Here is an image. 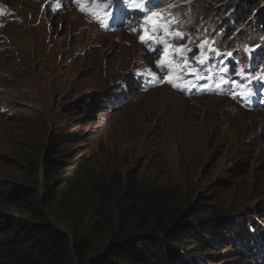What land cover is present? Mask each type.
I'll list each match as a JSON object with an SVG mask.
<instances>
[{"label": "rangeland", "instance_id": "374dc122", "mask_svg": "<svg viewBox=\"0 0 264 264\" xmlns=\"http://www.w3.org/2000/svg\"><path fill=\"white\" fill-rule=\"evenodd\" d=\"M160 6L155 11L174 7L171 30L191 33L194 51L211 44L252 62L261 42L264 60V0H163ZM107 30L80 15L71 0H0V180L27 187L37 181L42 194V176L31 175V167L53 144L52 151L80 158L70 177L92 172L107 188L124 181L174 188L203 210L192 216L196 222L216 218V208L219 227L240 221L264 232V109L183 94L171 84L135 93L138 73H149L148 83L160 72L165 83L172 77L181 84L183 73L192 72L205 93L211 86L200 85L213 72L180 71L181 53L168 37L169 50L158 56L143 49L138 34ZM122 84L121 99L135 93L128 104L107 98ZM104 100L108 107L96 106ZM5 213L0 208V218Z\"/></svg>", "mask_w": 264, "mask_h": 264}, {"label": "trees", "instance_id": "16d2710c", "mask_svg": "<svg viewBox=\"0 0 264 264\" xmlns=\"http://www.w3.org/2000/svg\"><path fill=\"white\" fill-rule=\"evenodd\" d=\"M241 14L248 15L240 7ZM52 146L31 167L42 176V194L37 181L0 180V264H259L263 227H219L216 208V218L196 222L192 216L203 210L189 195L155 183L107 188L92 172L70 177L80 158Z\"/></svg>", "mask_w": 264, "mask_h": 264}, {"label": "clouds", "instance_id": "9594fccd", "mask_svg": "<svg viewBox=\"0 0 264 264\" xmlns=\"http://www.w3.org/2000/svg\"><path fill=\"white\" fill-rule=\"evenodd\" d=\"M74 8L77 12L94 24L96 27H101L107 31L115 30L117 15H121V21L118 24L119 27L117 31L125 30L131 34H138L134 36L144 50L154 53L160 51L158 54L161 55L163 51H168L169 48H164V42L166 37L168 41H173L170 43L176 51L181 53V57L176 61L175 65H179V70H187L189 68L194 69L195 72H213L211 79L203 85H210L211 89H205L206 92H202L196 89V85L199 84L200 80L195 79L192 76L194 73H183L184 78H186L187 83L181 82V84H175L174 90L181 92L183 94H188L192 96H203L211 95L216 97H227L230 98L234 103H238L241 106L247 105L250 109L253 106L257 108L264 109V60L260 59L255 65V73L252 72V62H247L238 57L235 53H229L228 51H221L217 46L211 44H205L202 47L197 48L192 42V34L179 30L177 32L181 33V37H177L175 33L171 30V23L169 21L173 18H178L177 12L171 9H163L161 11H156L154 15H144L146 12L155 8L156 5L160 6L163 0H155L153 3H149V0H71ZM59 10L60 7L57 5L52 6ZM83 9V10H81ZM130 16H134L133 20H129ZM138 18V19H137ZM137 19V20H136ZM178 20V19H177ZM125 22H128L125 24ZM144 37V41L141 40ZM187 40V41H186ZM186 41L185 44L179 46V43ZM205 59V60H204ZM201 60H204L200 63ZM208 61H212L213 65L208 68ZM156 63L151 66L155 67ZM223 71L217 73V69L221 68ZM178 70V71H179ZM160 71H164L163 67H160ZM208 72V73H209ZM157 80L152 84L145 82L146 78L150 76L149 73H138L135 75V84L141 82L136 91L140 92L142 90H148L154 87H161L162 85H169L170 83L165 79H162L160 72H158ZM162 79V80H161ZM222 79V81H221ZM178 82L180 78L177 79ZM218 87H213L212 84L215 82ZM133 84V83H131ZM189 84H192L189 85ZM181 85V86H179ZM124 85L116 89L114 93H110L107 97L109 100L118 101L119 103H130L134 98L132 94L127 99H121L124 94ZM142 89V90H141ZM213 92V93H212ZM198 93L197 95H195ZM259 93L257 96L256 94ZM108 101H102L98 107L104 106L108 107ZM125 104V105H126ZM117 108V106L115 105ZM261 250V251H260ZM258 251L259 264H264V245L260 247ZM262 253V254H261ZM256 259V260H257ZM254 263V261H253ZM261 263V264H262ZM255 264V263H254Z\"/></svg>", "mask_w": 264, "mask_h": 264}, {"label": "bare ground", "instance_id": "6f19581e", "mask_svg": "<svg viewBox=\"0 0 264 264\" xmlns=\"http://www.w3.org/2000/svg\"><path fill=\"white\" fill-rule=\"evenodd\" d=\"M150 1V0H149ZM157 6V5H156ZM156 8H158V7H155L154 9H152V10H150V11H148V12H146L144 15H149L150 14V16H152V15H154L155 14V9ZM117 21H116V27L115 28H118L119 27V25L121 24H118L119 23V21H121V18H122V16L121 15H117ZM134 19V18H133ZM132 19V20H133ZM138 19V18H137ZM136 19V20H137ZM129 20H131V19H129ZM126 23H128V22H125V24ZM262 54H263V51H262V43L261 42H259L258 43V49H257V51H256V53H255V57H254V59L252 60V72L253 73H255V65H256V63L258 62V60L262 57ZM151 70H152V72H154V70H153V68H151ZM158 73H157V77H158ZM204 76V75H203ZM133 78V77H132ZM146 82V81H145ZM141 82H139V83H137V84H135L137 87H138V85L140 84ZM149 83H154V81L152 80V81H149ZM257 96H258V93L256 94Z\"/></svg>", "mask_w": 264, "mask_h": 264}, {"label": "snow or ice", "instance_id": "6c2138e0", "mask_svg": "<svg viewBox=\"0 0 264 264\" xmlns=\"http://www.w3.org/2000/svg\"><path fill=\"white\" fill-rule=\"evenodd\" d=\"M81 10H83V9H81ZM175 35H176L177 37H181V36H182V34L179 33V32L175 33ZM141 40L144 41V37H141ZM162 63H163V61L158 62V65H157V66H158V67H161ZM168 82H169L173 87H176V85H175V84L173 83V81H172V77H169Z\"/></svg>", "mask_w": 264, "mask_h": 264}]
</instances>
